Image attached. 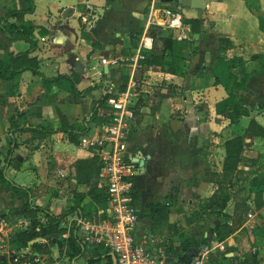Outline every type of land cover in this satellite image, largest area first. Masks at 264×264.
Wrapping results in <instances>:
<instances>
[{
  "label": "crops",
  "instance_id": "0c3cea01",
  "mask_svg": "<svg viewBox=\"0 0 264 264\" xmlns=\"http://www.w3.org/2000/svg\"><path fill=\"white\" fill-rule=\"evenodd\" d=\"M34 1L35 11L25 19L36 27L37 44L30 57L36 59L38 71L26 69L14 79L11 74L6 80L0 79V138L6 149L11 139L12 116L17 115L20 127L28 128L17 134L20 145L13 157L19 166L15 161L5 162L10 181L0 183V206L5 208L0 215L20 206L22 200L11 196L18 185L31 189L36 205L40 188H48L47 209L55 215L66 214L62 222L65 238L74 229L81 238V220L108 217L109 201H102L107 196V181L100 176V151L82 147L80 140L103 133L105 122L93 115L106 85L121 83L124 74L129 73L130 78L134 73L141 98L128 131L127 155L146 162L144 169L138 161L135 176L134 204L140 214L134 230L136 238L154 252L164 243L178 245L172 238L184 227L185 196H190V204L212 196L217 186L211 175L223 169L225 141L244 135V161L235 173L233 198L226 211L233 215L237 201L242 199L247 201L249 211L244 213V224L225 240L224 253L236 258L258 253L264 264V206H254L256 189L251 182L257 167L246 159L247 155L255 159L264 154V137L245 134L252 119L264 126V109L260 108L264 103V0H258L256 9L250 7L248 0H209L205 11L183 8L188 13L186 18L203 19L202 32L196 36L190 29L184 39L177 38L179 30L174 32L178 52L187 63L176 73L163 71L159 66L148 67L143 60L137 64L129 60L151 26L170 29L162 24L165 17L159 14L157 0ZM24 8L26 0H0V20L8 10ZM218 38L232 42L226 56L233 61V67L227 60L213 58ZM29 49L26 40L8 38L0 22V61L7 64L13 55ZM130 50L134 52L126 56ZM103 58L117 63L108 65L106 72ZM242 59L252 77L239 94L249 104L251 113L232 123L221 103L228 98L227 75L238 69L234 63L239 65ZM90 87L82 95L74 91L76 88L83 92ZM34 128L40 130L32 131ZM150 204L165 209L152 213ZM215 221L217 218L212 221L210 236ZM0 231H5L2 223ZM203 234L208 236L206 231ZM31 254L41 261L39 253ZM214 259V264H231L220 255ZM101 262L106 264L107 259ZM86 263V257L76 261Z\"/></svg>",
  "mask_w": 264,
  "mask_h": 264
},
{
  "label": "trees",
  "instance_id": "16d2710c",
  "mask_svg": "<svg viewBox=\"0 0 264 264\" xmlns=\"http://www.w3.org/2000/svg\"><path fill=\"white\" fill-rule=\"evenodd\" d=\"M249 2V0H248ZM250 4V3H249ZM179 6V4H176ZM250 7H253L250 4ZM173 10L174 7L171 6ZM35 11V1L26 0V8L8 10L7 14L0 20L3 33L10 39H23L30 43V49L13 55L9 63L5 64L0 61V79H8V75L11 74V78H16L26 69H32L34 72L38 71V63L36 59L30 57V54L36 48L35 30L36 27L31 21L25 19L27 14H31ZM264 16V10L261 11ZM10 19H15L11 22ZM201 18H186L184 17V23L190 26L193 34H201ZM45 31L41 30V34ZM172 32V31H171ZM149 34L154 37L153 49L146 53L143 64L148 67L159 66L163 71L176 73L182 71L187 66L186 58L178 52L177 39L173 32L167 34L161 26H151ZM218 46L214 52L213 58L221 61H226V52L232 47V42L228 39L218 38ZM253 58H258V55H254ZM231 67H233V61L227 60ZM240 63V64H239ZM237 70H231L226 79L225 89L228 94V98L221 104L227 108L229 118L232 123H238L239 118L242 116H250L251 109L249 104H246L245 98L239 94V92L246 89V84L251 79L252 74L246 71L244 60L238 61ZM129 80V73L122 76L121 87L125 88ZM220 82V81H219ZM92 87L86 89L83 92H79L76 88L74 91L80 95L90 91ZM5 101L4 99H2ZM248 103V101H247ZM264 109V103L260 106ZM99 112H101L99 114ZM108 106L106 104V96L100 100L98 106L94 111V117L100 118L102 121H108ZM101 115V116H98ZM17 115L10 118V133L11 139L8 142V149L6 151V162L12 163L15 161L16 166L19 162L13 157V151L18 148L20 142L17 138V134L25 132L28 128L20 127L17 124ZM31 129V128H30ZM40 130L34 128L32 131ZM245 134L250 136L264 137V126L260 124L256 119H252L245 129ZM244 135H236L225 141L224 147L226 156L221 172L214 171L211 175L212 183L217 186L215 192L210 197L202 199L199 205V209L202 215L206 218L211 213L215 215L217 221L213 224L212 235L208 234L203 239L193 238L192 235H186L178 245L172 243H164L166 252L169 256H172L177 261L189 262L193 256L199 251L200 247L205 243L215 241H225L236 230H238L245 222L244 213L249 209V205L245 199L237 201V210L233 215L227 213L226 208L229 201L233 198L232 190L235 186V173L239 166L244 161ZM253 165L257 167V175L252 179V188H255V197L253 200L254 206L258 209L264 206V154H259L257 158L253 160ZM10 181L5 173V169L0 170V183ZM31 189L24 188L18 185L14 186V190L11 194L13 199H21L20 206L14 208V212L17 214H26L32 218H37V215L43 214L47 218V222L44 223L40 220L33 219L30 227L26 230L20 231L13 237V242L17 245V254H25L27 256L32 255L33 251L39 250L46 239H52L58 241L61 248L66 250V254L69 257V264H76L77 259L86 257V264H102V260L107 259V264H113L109 251L102 246L89 245L84 242L82 238L74 230H71L67 238L58 240V237L65 232V228L62 227V222L66 214L55 215L47 208H43L36 205L32 201ZM108 200L105 195L102 201ZM15 203V201H13ZM152 213H161L163 211L159 205H149ZM208 220V219H207ZM32 257V256H30ZM220 257L224 260H230L231 264H262L258 253H249L243 258L227 257L226 253H221ZM7 262V256L1 258L0 264Z\"/></svg>",
  "mask_w": 264,
  "mask_h": 264
},
{
  "label": "built area",
  "instance_id": "2783aa9c",
  "mask_svg": "<svg viewBox=\"0 0 264 264\" xmlns=\"http://www.w3.org/2000/svg\"><path fill=\"white\" fill-rule=\"evenodd\" d=\"M164 17L165 21L162 23L164 26L179 30L178 39L187 37L190 28L185 25L181 13L165 9ZM153 46L154 37L144 34L136 54L129 60L134 64L144 60L146 53L150 52ZM115 63L117 61L110 62L106 58L102 59V65L108 66ZM104 96L108 106V121L104 124L103 133L83 136L80 145L100 151L102 158L100 176L107 181L110 213L107 218L81 220L83 224L81 238L89 245L107 249L113 256V264H214V258L227 250L225 241L211 240L205 243L193 258L185 263L169 256L165 246H160L154 252L136 238L134 230L140 218L134 204L138 158L128 156L127 152L128 131L136 116L137 102L141 98L139 81L132 73L125 88L121 87V83H108L104 89ZM24 224L25 227L31 225L30 221H25ZM4 257L5 255L0 256V260ZM168 257H172L173 260L168 261ZM7 258L9 259L7 264L40 263L39 257L19 255L17 252Z\"/></svg>",
  "mask_w": 264,
  "mask_h": 264
},
{
  "label": "rangeland",
  "instance_id": "374dc122",
  "mask_svg": "<svg viewBox=\"0 0 264 264\" xmlns=\"http://www.w3.org/2000/svg\"><path fill=\"white\" fill-rule=\"evenodd\" d=\"M249 3L254 7V9L258 8V0H249ZM176 4L177 3H164L162 0L156 1V7L160 9L159 14L162 18H164V12H162V10L165 9L167 6L169 7L173 6L175 11L181 13L183 17H186L185 13L188 15L187 10H184L180 6H176ZM203 15L204 14H202V16ZM164 31L167 34L173 32L175 36L174 32H176L177 30L170 28V29H165ZM133 52L134 50L127 51L125 55L129 56ZM6 150H7L6 145L4 144V141H2V139L0 138V170L5 168ZM246 159L248 161L254 160V158L250 159L248 155L246 156ZM247 184L249 186L250 181L247 182ZM37 194L38 197L35 199V202L41 206H46V208H48V196H49L48 188L41 187ZM189 198L190 196H185L186 201H184V203L182 204L183 212H184L182 221L184 227L182 228V230L179 231L176 237L172 238L173 241L177 240L179 243L183 238L186 237V235H192L193 238L196 237L197 239L200 240L203 239L204 231H206L209 234L212 228V221L216 219V216L212 215V213L209 216H207L208 218H206L205 215H202V212L199 209L200 201L199 202L195 201L193 204H190ZM4 211H5L4 205L0 206V214L1 212L4 213ZM4 218L7 220L8 223L5 221ZM33 219L40 220L44 223L47 222V218L43 214L37 215V218H32L26 214L15 213L14 208H10L4 216L0 215V223H2V226L4 225L5 228L4 232L0 231V256L3 255L10 256L14 252L18 251L17 245L13 242V237L18 232L28 229L30 225L28 227H25L24 222L30 221V223H32ZM63 238H65L64 233L58 237V240L59 239L62 240ZM42 243L44 244L39 250L33 251L40 254L41 257L40 264H69L70 260L66 254V250H65L66 248L62 249L58 241H53L51 238L50 239L48 238ZM55 248L56 250L54 252ZM53 253L56 254L53 255ZM32 257L35 258L39 256L37 255L35 256L33 254Z\"/></svg>",
  "mask_w": 264,
  "mask_h": 264
},
{
  "label": "water",
  "instance_id": "95a60500",
  "mask_svg": "<svg viewBox=\"0 0 264 264\" xmlns=\"http://www.w3.org/2000/svg\"><path fill=\"white\" fill-rule=\"evenodd\" d=\"M164 3H177L181 8H193L198 10H205L208 7L209 0H162ZM198 36V34H196ZM104 70L108 72V66L104 67ZM142 167L145 169V160L138 159ZM168 261L173 260L172 257L167 258Z\"/></svg>",
  "mask_w": 264,
  "mask_h": 264
}]
</instances>
